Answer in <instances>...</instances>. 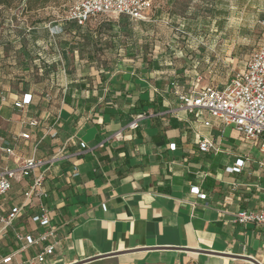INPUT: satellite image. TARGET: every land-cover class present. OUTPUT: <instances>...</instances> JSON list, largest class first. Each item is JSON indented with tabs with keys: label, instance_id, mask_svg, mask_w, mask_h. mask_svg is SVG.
I'll use <instances>...</instances> for the list:
<instances>
[{
	"label": "crops",
	"instance_id": "obj_1",
	"mask_svg": "<svg viewBox=\"0 0 264 264\" xmlns=\"http://www.w3.org/2000/svg\"><path fill=\"white\" fill-rule=\"evenodd\" d=\"M159 16L152 8L146 21L97 17L84 27L65 20L0 33V136L15 151L0 152V170L29 157L48 161L43 204L61 241L36 264H264V226L235 221L263 206L260 149L206 112L181 108L179 95L199 72L174 67ZM26 95L31 103L17 109ZM202 135L217 150L202 153ZM237 160L244 165L231 172ZM31 181L13 182L2 213L22 203ZM39 211L29 206L0 234V260L18 249L15 232H41L30 219Z\"/></svg>",
	"mask_w": 264,
	"mask_h": 264
},
{
	"label": "built area",
	"instance_id": "obj_2",
	"mask_svg": "<svg viewBox=\"0 0 264 264\" xmlns=\"http://www.w3.org/2000/svg\"><path fill=\"white\" fill-rule=\"evenodd\" d=\"M152 8V0H79L69 9L65 19L79 27L86 26L97 17L126 16L132 20L146 21ZM200 79L196 74L189 88L179 95L181 108L191 114L204 111L209 118L218 120L224 126L235 128L246 141H253L258 145L262 154L261 164L264 166V28L257 49L250 55L244 67L235 72L226 84L201 86ZM172 85L175 86V83ZM0 101L6 103V96L1 94ZM30 103L31 96L26 95L23 100L15 103V107L23 110ZM144 116V114L136 115L129 123V129H138ZM38 124L37 120L30 122L33 127ZM204 125L210 127L211 120H206ZM21 137L28 139L29 135L23 133ZM170 147L174 149L175 144H171ZM198 148L202 153L217 150L210 137L205 135H202L198 142ZM0 152L10 156L15 155L14 149L2 136H0ZM243 165L244 161L237 160L228 169L231 172H240ZM48 170V161L35 157L22 159L15 169L0 170V198L9 193L14 181L21 182L32 177V181L23 193V201L20 205L12 207L6 213H2L0 206V234L12 229L24 216L26 208L35 205L39 206L40 211L32 214L30 219L33 224L42 228L37 236L15 232L18 249L15 253L1 258L0 261L3 263H11L17 254L27 255L30 248L40 250L35 256L27 258L23 264L44 263L60 246L61 241L57 228L52 222L51 209L43 204V200L49 196L44 186ZM194 190L201 198L206 199V194L200 192L198 187ZM235 221L246 227L250 224L264 226V203L259 210L238 211L235 214Z\"/></svg>",
	"mask_w": 264,
	"mask_h": 264
},
{
	"label": "rangeland",
	"instance_id": "obj_3",
	"mask_svg": "<svg viewBox=\"0 0 264 264\" xmlns=\"http://www.w3.org/2000/svg\"><path fill=\"white\" fill-rule=\"evenodd\" d=\"M78 1L49 0L42 8L26 11L24 1L17 0L10 8L0 7V33L3 28L27 29L35 24L65 21ZM152 1L153 11L161 13L156 20L162 41L174 54V67L198 71L201 85L226 84L261 42L264 0ZM171 40L175 50L166 44ZM181 55L190 63L186 64Z\"/></svg>",
	"mask_w": 264,
	"mask_h": 264
},
{
	"label": "trees",
	"instance_id": "obj_4",
	"mask_svg": "<svg viewBox=\"0 0 264 264\" xmlns=\"http://www.w3.org/2000/svg\"><path fill=\"white\" fill-rule=\"evenodd\" d=\"M17 0H0V7L10 8ZM22 1V0H21ZM25 4V10L31 11L34 9L42 8L49 0H23ZM138 264H149V263H138ZM160 264V263H156Z\"/></svg>",
	"mask_w": 264,
	"mask_h": 264
},
{
	"label": "water",
	"instance_id": "obj_5",
	"mask_svg": "<svg viewBox=\"0 0 264 264\" xmlns=\"http://www.w3.org/2000/svg\"><path fill=\"white\" fill-rule=\"evenodd\" d=\"M249 261L253 262L254 264H260L259 262H257L256 260L252 259V258H248Z\"/></svg>",
	"mask_w": 264,
	"mask_h": 264
},
{
	"label": "bare ground",
	"instance_id": "obj_6",
	"mask_svg": "<svg viewBox=\"0 0 264 264\" xmlns=\"http://www.w3.org/2000/svg\"><path fill=\"white\" fill-rule=\"evenodd\" d=\"M125 255V254H124ZM108 260V259H107ZM109 261H111V260H109ZM107 263V262H106Z\"/></svg>",
	"mask_w": 264,
	"mask_h": 264
}]
</instances>
